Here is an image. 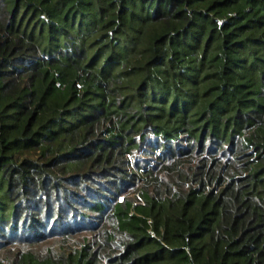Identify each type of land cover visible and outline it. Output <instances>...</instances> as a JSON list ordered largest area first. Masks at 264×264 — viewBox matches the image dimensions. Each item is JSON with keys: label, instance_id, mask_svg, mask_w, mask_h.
<instances>
[{"label": "trees", "instance_id": "trees-1", "mask_svg": "<svg viewBox=\"0 0 264 264\" xmlns=\"http://www.w3.org/2000/svg\"><path fill=\"white\" fill-rule=\"evenodd\" d=\"M0 264H264V0H0Z\"/></svg>", "mask_w": 264, "mask_h": 264}]
</instances>
